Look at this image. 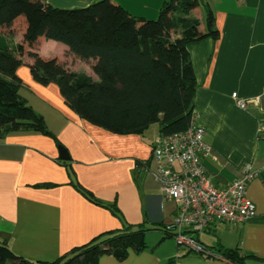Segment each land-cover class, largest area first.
<instances>
[{
  "label": "crops",
  "instance_id": "crops-1",
  "mask_svg": "<svg viewBox=\"0 0 264 264\" xmlns=\"http://www.w3.org/2000/svg\"><path fill=\"white\" fill-rule=\"evenodd\" d=\"M95 1L46 0L60 9L83 8ZM112 1L131 15L148 19L158 14L164 0ZM204 1L219 36L188 44L195 75L193 111L211 146L203 163L219 187L240 178L242 167L250 164L256 176L246 194L256 215L240 224L215 223L194 236L212 251L239 248L249 256L248 264H264V0ZM188 16L198 19V29L203 30L201 7ZM8 38L19 43L23 31L17 28ZM31 51L98 78L91 69L93 60L80 59L59 41L39 38L34 47L26 46L23 63L16 69L21 80L18 93L43 117L53 136L21 130L0 139V243L28 261H53L101 232L142 223L170 226L175 202L160 196L152 176L151 147L160 136L159 128L149 134L151 125L143 134H115L90 124L68 107L55 83L43 85L33 79L27 55ZM233 93L246 102L244 108L236 104ZM59 146L68 159L59 158ZM72 181L102 204L85 198ZM108 206H115L118 214ZM154 231L159 232L155 240L148 234ZM169 237L150 229L144 234V250L130 251L122 260L103 255L98 264H166L171 258L172 264H234L177 245L166 253L161 246Z\"/></svg>",
  "mask_w": 264,
  "mask_h": 264
},
{
  "label": "trees",
  "instance_id": "trees-1",
  "mask_svg": "<svg viewBox=\"0 0 264 264\" xmlns=\"http://www.w3.org/2000/svg\"><path fill=\"white\" fill-rule=\"evenodd\" d=\"M201 5L203 30L198 29V19L188 16ZM17 28L23 31V39L13 43L8 35ZM218 36L212 10L199 0H164L155 19L131 15L112 0L73 9L54 8L46 0H0V139L21 130L53 136L43 117L18 93L21 80L16 69L23 63L26 46L34 47L39 38L59 41L80 59L93 60L97 80L67 69L55 58L34 51L27 54L33 79L43 85L55 83L79 117L115 134H143L158 123L161 136L186 129L193 111L195 75L188 44ZM72 184L88 200L102 204L77 181ZM108 207L118 214L115 206ZM150 229L173 236L166 227L126 225L101 232L53 261L35 262L0 243V264H98L103 255L122 260L130 251L145 249L144 234ZM207 250L196 254L248 264L249 256L239 248Z\"/></svg>",
  "mask_w": 264,
  "mask_h": 264
},
{
  "label": "built area",
  "instance_id": "built-area-1",
  "mask_svg": "<svg viewBox=\"0 0 264 264\" xmlns=\"http://www.w3.org/2000/svg\"><path fill=\"white\" fill-rule=\"evenodd\" d=\"M232 97L240 108L245 107L246 102L236 93ZM261 98L264 99V94ZM151 150L152 176L159 184L160 196L175 202L173 221L167 228L177 246L195 253H208L195 238L196 232L215 223L240 224L255 217V205L246 194L255 171L250 164H245L240 178L224 187L215 185L203 163L211 154V146L204 140V128L197 122L194 111L186 129L159 136Z\"/></svg>",
  "mask_w": 264,
  "mask_h": 264
},
{
  "label": "rangeland",
  "instance_id": "rangeland-1",
  "mask_svg": "<svg viewBox=\"0 0 264 264\" xmlns=\"http://www.w3.org/2000/svg\"><path fill=\"white\" fill-rule=\"evenodd\" d=\"M199 1H201L202 3L205 2L204 0H199ZM200 7H201V12H202V15H203V18H204V9L202 8V5ZM156 17H157V15L156 16L154 15V16H151L148 19H155ZM158 128H159L158 123H153L151 125L149 131L147 132V134H149L151 132H157ZM156 233H159V232L154 231L153 233H148V234H149L150 237H154L153 239L155 240V239H157L156 238L157 237ZM175 247H176V242H175L173 237L165 238V240H164V242H162V246H161V248L164 249L166 251V253H169L171 251V248L174 249ZM180 249L184 250L186 248L180 246Z\"/></svg>",
  "mask_w": 264,
  "mask_h": 264
},
{
  "label": "water",
  "instance_id": "water-1",
  "mask_svg": "<svg viewBox=\"0 0 264 264\" xmlns=\"http://www.w3.org/2000/svg\"><path fill=\"white\" fill-rule=\"evenodd\" d=\"M68 153L67 151L63 148L59 146V158L61 159H68Z\"/></svg>",
  "mask_w": 264,
  "mask_h": 264
}]
</instances>
